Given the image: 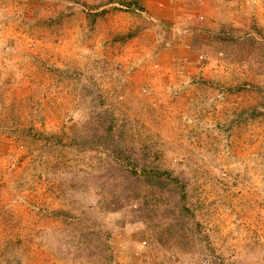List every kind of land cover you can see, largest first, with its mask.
Listing matches in <instances>:
<instances>
[{"label":"rangeland","instance_id":"rangeland-1","mask_svg":"<svg viewBox=\"0 0 264 264\" xmlns=\"http://www.w3.org/2000/svg\"><path fill=\"white\" fill-rule=\"evenodd\" d=\"M0 264H264V0H0Z\"/></svg>","mask_w":264,"mask_h":264},{"label":"trees","instance_id":"trees-1","mask_svg":"<svg viewBox=\"0 0 264 264\" xmlns=\"http://www.w3.org/2000/svg\"><path fill=\"white\" fill-rule=\"evenodd\" d=\"M153 173H160V172H158V171H154ZM164 174H167V175H168V177L172 178V175H171V174H169L168 172H164ZM172 179H173V178H172Z\"/></svg>","mask_w":264,"mask_h":264}]
</instances>
